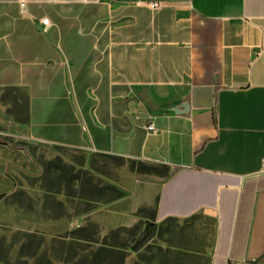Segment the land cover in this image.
Listing matches in <instances>:
<instances>
[{
  "label": "crops",
  "instance_id": "crops-1",
  "mask_svg": "<svg viewBox=\"0 0 264 264\" xmlns=\"http://www.w3.org/2000/svg\"><path fill=\"white\" fill-rule=\"evenodd\" d=\"M21 1L0 0V264H261L264 0Z\"/></svg>",
  "mask_w": 264,
  "mask_h": 264
},
{
  "label": "built area",
  "instance_id": "built-area-1",
  "mask_svg": "<svg viewBox=\"0 0 264 264\" xmlns=\"http://www.w3.org/2000/svg\"><path fill=\"white\" fill-rule=\"evenodd\" d=\"M161 4L162 3L159 0H154V1L149 2V6L152 9H159L161 7ZM20 5H21L22 11L24 12L25 11V5H26L25 0H22ZM40 24L43 26H49L50 21L47 18H43L40 20ZM147 130L149 131V133L154 134V133H156L157 128L153 123H151L147 126ZM260 173H262V174L264 173V159L262 161V167H261ZM229 264H236V263L235 262H229Z\"/></svg>",
  "mask_w": 264,
  "mask_h": 264
},
{
  "label": "trees",
  "instance_id": "trees-1",
  "mask_svg": "<svg viewBox=\"0 0 264 264\" xmlns=\"http://www.w3.org/2000/svg\"><path fill=\"white\" fill-rule=\"evenodd\" d=\"M152 235H153V232H152V234L147 235V236L145 237V240H144V241H147L149 238L152 237ZM144 241H143L142 243H144Z\"/></svg>",
  "mask_w": 264,
  "mask_h": 264
},
{
  "label": "water",
  "instance_id": "water-1",
  "mask_svg": "<svg viewBox=\"0 0 264 264\" xmlns=\"http://www.w3.org/2000/svg\"><path fill=\"white\" fill-rule=\"evenodd\" d=\"M181 109H187L188 108V104H184L180 107Z\"/></svg>",
  "mask_w": 264,
  "mask_h": 264
},
{
  "label": "rangeland",
  "instance_id": "rangeland-1",
  "mask_svg": "<svg viewBox=\"0 0 264 264\" xmlns=\"http://www.w3.org/2000/svg\"><path fill=\"white\" fill-rule=\"evenodd\" d=\"M261 264H264V260L261 262Z\"/></svg>",
  "mask_w": 264,
  "mask_h": 264
}]
</instances>
